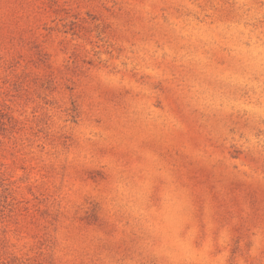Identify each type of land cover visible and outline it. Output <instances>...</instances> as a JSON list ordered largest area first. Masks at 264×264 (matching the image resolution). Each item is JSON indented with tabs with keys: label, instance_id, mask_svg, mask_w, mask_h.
Returning <instances> with one entry per match:
<instances>
[{
	"label": "rangeland",
	"instance_id": "1",
	"mask_svg": "<svg viewBox=\"0 0 264 264\" xmlns=\"http://www.w3.org/2000/svg\"><path fill=\"white\" fill-rule=\"evenodd\" d=\"M0 264H264V0H0Z\"/></svg>",
	"mask_w": 264,
	"mask_h": 264
}]
</instances>
